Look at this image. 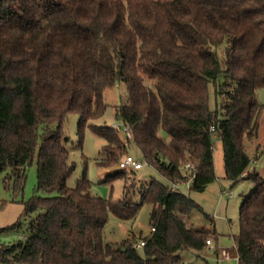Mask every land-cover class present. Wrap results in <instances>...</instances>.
Returning <instances> with one entry per match:
<instances>
[{"label":"trees","instance_id":"1","mask_svg":"<svg viewBox=\"0 0 264 264\" xmlns=\"http://www.w3.org/2000/svg\"><path fill=\"white\" fill-rule=\"evenodd\" d=\"M117 82L128 87L117 117L130 126L129 144L111 125H89ZM263 86L264 0H0V174L14 194L37 159L34 194L0 228L19 234L0 242V263L178 264L184 251L204 250L211 232L187 222L199 205L171 183L203 191L218 178L217 136L226 178L255 183L233 235L238 264H264V178L249 170L244 146L259 128ZM72 112L79 145L87 126L106 139L98 165L113 166L133 144L168 182H134L139 200L126 198L127 184L124 198L98 196L86 174L71 187L77 165L63 125ZM127 177L118 167L106 180ZM146 202L142 252L132 236L105 240L111 214L132 220Z\"/></svg>","mask_w":264,"mask_h":264},{"label":"rangeland","instance_id":"2","mask_svg":"<svg viewBox=\"0 0 264 264\" xmlns=\"http://www.w3.org/2000/svg\"><path fill=\"white\" fill-rule=\"evenodd\" d=\"M223 57V54H221ZM258 100L264 104V86L257 92ZM128 87L125 83H115L106 88L103 92V100L106 109L103 113L90 120L89 125L110 126L120 119L117 117L118 106L126 99ZM210 106L216 108V96L213 84L209 85ZM79 113L72 112L67 115L64 121L63 130L66 132L67 139L65 145L70 151V161L76 162L77 168L69 179V185L75 187L78 179L84 174L92 182V192L104 198L121 199L124 198V187L127 184L128 199L139 200L138 186H132L134 182L139 185L141 182L156 178L164 183L168 180L154 166L145 163L144 167L136 172V177L127 171L128 176L107 181L106 177L118 170V163L113 166L104 167L97 164L100 158L106 139L97 133L93 128L87 126L84 129V138L79 145ZM122 133V132H119ZM167 133L164 132V136ZM122 138L125 139L124 135ZM244 146L251 158L250 171H257L264 178V110L259 117V128L253 138H245ZM128 151L135 159L144 161L141 151L133 144L128 145ZM87 160V165L85 164ZM214 164L217 179L211 182L203 191L191 190L190 183H182L181 187L187 195L193 198L199 205L191 215L187 216L190 226L204 229L211 232L212 245H208L201 251L187 250L182 253L181 262L187 264H238L234 234H237L240 225V206L245 196L255 187V183L247 178H241L237 182L226 178L224 166V149L219 137H214ZM10 171V170H8ZM6 173L0 174V223L9 220L10 223L0 226V228L13 224L24 210V202L27 201L35 192L37 185V159L27 168L23 191L14 194L12 188H7L4 183ZM43 195H47L41 192ZM12 201V202H11ZM11 202V203H10ZM153 204L146 202L137 216L132 220H123L110 215L104 229L106 241L119 243L132 236L135 241H139V236L144 237L151 231L150 212ZM210 228V229H208ZM19 236L15 231H3L0 233V242H10ZM210 236H207V238ZM229 249L234 257L231 260L219 259L218 252L221 249ZM142 252V248H139ZM2 264V263H0Z\"/></svg>","mask_w":264,"mask_h":264},{"label":"built area","instance_id":"3","mask_svg":"<svg viewBox=\"0 0 264 264\" xmlns=\"http://www.w3.org/2000/svg\"><path fill=\"white\" fill-rule=\"evenodd\" d=\"M111 127L115 129L118 132H122L120 134H123L125 137V142L126 144H129L131 141H133V136L131 134L130 126L124 123L122 120H119L118 122H114L111 124ZM146 161H139L135 159L130 153H127L124 155L118 163L119 168L124 169V170H139L144 167ZM190 165H186V167H189ZM171 188L174 190H178L180 192H183V189L181 187V183L179 182H173L171 183ZM155 228H152L154 230ZM145 238L142 237L135 243V246L137 248H142L145 245ZM207 245H212V240L207 239L206 240ZM219 258L220 259H231L232 258V253L229 249H221V252L219 253ZM178 264H187L186 262H179Z\"/></svg>","mask_w":264,"mask_h":264},{"label":"crops","instance_id":"4","mask_svg":"<svg viewBox=\"0 0 264 264\" xmlns=\"http://www.w3.org/2000/svg\"><path fill=\"white\" fill-rule=\"evenodd\" d=\"M12 202V201H11ZM10 202V203H11ZM6 223H10V221L9 220H6L5 218H4V221L3 222H1L0 223V226H2V225H5ZM208 229H210V228H208ZM212 244H213V241H212ZM237 249V248H236ZM231 251V250H230ZM236 252H237V250H236ZM231 253H232V258L234 257V255H233V252L231 251ZM218 255H219V252H218ZM219 258V257H218ZM231 258V259H232ZM238 258V257H237ZM220 259V258H219ZM231 259H228V260H231ZM224 260H227V259H224Z\"/></svg>","mask_w":264,"mask_h":264}]
</instances>
